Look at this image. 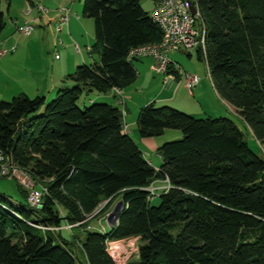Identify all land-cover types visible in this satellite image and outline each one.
Instances as JSON below:
<instances>
[{"label": "trees", "instance_id": "16d2710c", "mask_svg": "<svg viewBox=\"0 0 264 264\" xmlns=\"http://www.w3.org/2000/svg\"><path fill=\"white\" fill-rule=\"evenodd\" d=\"M3 1L8 11L10 0ZM194 2L205 29L204 55H196L263 157L230 118L149 104L137 115L140 138L182 135L158 148L155 170L123 131L122 111L87 102L93 93L131 85L137 74L129 51L160 42L162 33L140 0H83L82 17L94 26L90 56L98 61L76 67L65 78L73 86L49 102L0 100V151L46 189L33 210L28 191L0 176L16 182L21 198L13 205L0 196V264H115L107 242L128 238L138 239V254L126 264H264V0ZM4 28L0 0V34ZM159 180L169 189L150 199L147 188ZM115 198L116 225L87 230L103 202ZM77 233L84 260L75 250Z\"/></svg>", "mask_w": 264, "mask_h": 264}, {"label": "crops", "instance_id": "0c3cea01", "mask_svg": "<svg viewBox=\"0 0 264 264\" xmlns=\"http://www.w3.org/2000/svg\"><path fill=\"white\" fill-rule=\"evenodd\" d=\"M13 1L15 0H10V7L12 6ZM41 1L42 2L53 1V3L55 4V5L52 4L53 8L55 6L54 11L51 12L48 11L47 13L35 12L36 16L35 15L32 16L34 12H30L29 15H26L25 12H7L9 16H13V17H11L12 22L9 26H6L7 24L5 23V28L0 34V51L9 50L11 48H16V49L13 53L10 54L8 53L4 56H0V85H2V88H4V96H10V95L20 96L25 94L28 95L29 98H34L37 96H42L43 94L46 93L49 94V95L47 94V96H50L51 94H53V92H55V90H57L59 86L54 84L53 77L51 78L50 82L47 80L45 81V79L41 77L42 76L41 61H44L43 56L45 54L46 48L47 49L49 48L47 46L46 40L48 34H50V28H48L46 25L47 23H50L53 25V28H55V25L58 22V19L61 15L59 9L68 8L70 10L69 5L70 4L72 5L73 0H50V1L35 0V2H37L35 4L37 5ZM30 3L32 6H36L34 2L31 1ZM153 4L154 3L151 1V9L153 7ZM23 15L25 16V18H22L23 23H33L42 29L37 33L35 32V35H33L36 28L34 26V31L30 35V36L33 35V38L28 41L19 42L18 37L21 34L17 31V27H20L21 25L20 23H18L17 16L23 17ZM80 15L81 16L79 17L77 13L73 14L70 10L67 27L60 34H57L54 29V35L52 36V39L57 38L58 43L60 42L59 44H62L63 41H68V40L70 41V39L71 40L75 39L77 41L75 46L78 47V43L79 42L81 43L83 41L82 37H84V34L87 31L89 34V42H92L93 45L94 26L92 28L93 24L91 25L90 22L85 20L86 18H83L81 13ZM42 16L47 18L45 23L41 22ZM91 29H93L92 34L90 33ZM47 30H49V32H47ZM55 45L56 42L54 43V46ZM182 53H183L182 51H179L169 54V58L171 61L170 71L172 72L173 74L172 76L174 77L165 78L164 76L157 74L153 70V66L155 63L151 58L149 57L138 58L133 61V66L137 74V78L131 85L121 90L119 89L111 90L106 94L93 93L91 94V97L87 103L90 104L92 102H97V100H105L106 102H111L109 104L114 107L118 108V106H122L123 110L121 111L123 113V123H124L123 131L127 133L131 138H132L131 133L133 132L131 128H134V126H136L134 120L137 119V115L140 108L149 104H154L155 106L158 107L168 106L177 109L183 113L185 112L190 116H194V117L197 116V118H203V116H207L210 118L222 116L226 114L225 113L226 107H229V109H231L233 112L235 111L234 113L238 114V111L234 107L226 103L223 99H221L217 94V92L215 91L209 76V71L207 66L205 73L204 69H202V67H200L198 64L192 61H190V63L188 62L186 69L183 70L186 73H190L197 76L199 78V83L191 93H189L185 89L183 78L180 76H176L173 73L175 72L176 69L174 64H177V66H181L180 60L182 58H180V55ZM55 54H58L57 51L55 52ZM89 56H90V51H89ZM187 56L190 57L191 54H188ZM36 57L38 58L40 57V62L38 61V58L36 60ZM60 60L61 57L59 56V60L56 61H60ZM198 60L204 61V60H200L199 58ZM81 62H84V64H89L85 61V57L83 56H80V59L75 60V63L73 64L77 66L78 64L80 65ZM19 63H21V66L19 65ZM33 67H36V70L33 69ZM62 68L64 70L63 72L67 73L68 75L72 74L71 73L72 64L68 66L64 65L62 66ZM131 87H135V89ZM143 87L147 88L148 89L147 92L149 93L148 94L145 93L144 97H138L135 100L136 96L134 94V91L137 90L138 88L142 89ZM9 91L10 94H6ZM45 98L47 100V97ZM121 102H123V105L120 104ZM128 118L130 120L133 118V121L131 120V122L128 123L127 121ZM166 131L164 132V134L166 133ZM175 135L176 134H173V138H176ZM180 138L181 137H179V139ZM139 139L141 140V142L140 141L136 142L132 138V140L136 143V145L143 153L144 152L142 150L143 147L141 148L140 144H142L143 146V143H146L145 140L151 138H147V139L139 138ZM151 145L156 147V142H152ZM143 155L145 158L147 157V155H145L144 153ZM157 156L159 157L160 163L156 167H153L152 161H149L146 158L148 163L155 170H158L162 163V159L158 153ZM167 184L168 182L164 180L155 181V185L159 189L166 187ZM158 194H160V192H156V195Z\"/></svg>", "mask_w": 264, "mask_h": 264}, {"label": "rangeland", "instance_id": "374dc122", "mask_svg": "<svg viewBox=\"0 0 264 264\" xmlns=\"http://www.w3.org/2000/svg\"><path fill=\"white\" fill-rule=\"evenodd\" d=\"M29 1L34 2V4L37 3V2H35V0H29ZM4 2L5 1L1 0V10L4 14V20H5V23L7 24L6 26H9L11 24V22H12L11 17H13V16H9L7 14V12H26L27 8H28L27 0H15V1H13L12 6L9 8V11H7V4H6V2L5 3ZM140 3H141V6L147 12L150 11V9H151V1L150 0H140ZM52 4H54L53 1L52 2L51 1L50 2H46V1L42 2L41 1L37 5L39 7H44L46 10L51 12V11H54V9H55V6L53 8ZM82 7H83V0H73L72 5L71 4L69 5L71 12L73 14L77 13L79 15V17L81 16L80 13L82 12ZM31 12H34V14H32V16L33 15L36 16L35 12H38V11L36 10V8H32ZM17 18H18V23H20L21 26H24L25 23H23L22 18H25V16L24 15H23V17L17 16ZM46 19L47 18L42 16L41 22L45 23ZM85 20L90 22L91 25L93 24V21L91 19H85ZM20 25H18V26H20ZM31 25L36 27L33 35H35V32L37 33L42 29L33 23H31ZM46 26L48 28H50V34H48L47 40H46L47 46L49 48L48 49L46 48V50H45V54L43 56L44 61H41V65H42V67H41L42 68V76L41 77L44 78L45 81L47 80L49 82L51 81V78L53 77L54 84L59 85L57 90H55V92H53V94H51L50 96H47L48 93L42 95L43 97H47L46 102H49L52 99H54L57 91L60 88H65V87L71 88L73 86L70 81H64L65 76L68 74L63 72L64 70H63L62 66H64V65L68 66V65L72 64V68H71L72 72L71 73H73L75 71L76 67L84 64V62H81L80 65L78 64L77 66L75 64H73V63H75V60L80 59V56L85 57V61L89 64L98 61V56H96V55H92L91 57L89 56L88 50L91 49L92 42H89V34L87 31L85 32L84 37H82L83 41L81 43L80 42L78 43V48L80 49V52L76 54L74 46H75L77 41L75 39H72V40L70 39V41L69 40L63 41L62 44H59L57 41V38L52 39V36L54 35V29H55V28H53V25L50 23H47ZM92 28H93V25H92ZM47 32H49V30H47ZM90 33L91 34L93 33V29H91ZM33 35L29 36V37H25V36L20 35L18 37V41L19 42L28 41V40L33 38ZM55 42H56V45L54 46ZM90 43H91V46H90ZM56 51H57L58 55L61 57L60 61H56L54 59V55H55ZM187 55H188L187 53L183 52L180 55V58H182L180 60L181 66H177V64H174V66L176 68L178 67L182 72H185L183 69H186L188 62L190 63V61H192V62L198 64L200 67H202V69H204V71L206 73V66L207 65H206L205 61H199L197 56H196V53L191 54L190 57ZM37 58L38 57H36V60H37ZM38 61L40 62V57L38 58ZM19 65L21 66V63H19ZM33 69L36 70V67H33ZM63 73H65V74H63ZM63 75H64V77H63ZM60 76H61V78H60ZM61 81H62V83H61ZM60 84H61V86H60ZM131 88L135 89V87H131ZM147 91H148V89L144 88V87L142 89L138 88L137 90H135L134 91V94L136 96L135 100L138 97H144L145 93L146 94L149 93ZM6 94H10V91L7 92ZM23 95H25V94H23ZM20 96H22V95H20ZM25 96H28V95H25ZM3 97H6V98H3ZM14 97H19V96H12V95L4 96V88H2V85H0V100L10 101ZM85 98H87V97H85ZM81 100H83V99L81 98ZM95 103L109 104L111 102H106L105 100H97V102H95ZM118 108L120 110H123L122 106H118ZM234 112L231 109H229V107H226V111H225L226 114H224L222 116L212 117V118L225 117V118L232 119L236 123L238 128L241 130V132L243 133L244 139L247 142L248 147L252 151L257 153L258 155L263 157V153H262L263 148L259 145V143L256 141V139L253 137L249 128L242 121L240 116ZM135 116H134V118H135ZM206 117L207 116H203V118H206ZM195 118H197V116ZM131 120L133 121V118ZM131 120L128 118V120H127L128 123L131 122ZM134 122L136 123V119L134 120ZM131 129L133 131L131 133L132 138L136 142H139V141L141 142V140L139 139L140 137H139L136 126H134V128H131ZM173 134H176L175 135L176 138H173ZM179 137L182 138L180 131L168 130L162 136L145 140L146 143H143V146H142V144H140V147L141 148L143 147L142 150L144 151L143 153L145 155H147L146 158L149 161H152L153 167H156L160 163L159 157L157 156L158 148L166 142L177 141L179 139ZM152 142H156V147L151 145ZM144 146H146V147H144ZM14 178L16 179L17 183L20 186H22L24 189H26L28 192L31 190H39L41 188L42 189L44 188L42 186V184L34 182L26 172H21L20 175L14 177ZM168 186H169V184H167V187ZM147 189L153 190L154 192H160V193L162 192L161 189L156 187L155 182H153ZM0 196L6 198L7 201L13 205H17L21 202V198H20V196L17 192V189H16V182L12 179H1L0 178ZM118 203H120L119 198H115L111 203L103 202V204L98 209L101 212L96 217H94L88 221L87 230H97V231H101V232L107 231L108 228L111 227V225L108 222V216L113 211L115 206H117ZM153 203L154 204L157 203V199H155V201ZM70 228H72V227H70ZM41 229L45 231V228H41ZM46 230H50L52 232H58L59 231V229H55V228H49ZM74 234H76V233H74ZM77 236H79V239L76 240V242H75V244H76L75 250H76V253L78 254V257L81 260H84L82 257V254L80 252L81 251L80 250V240L83 238V235L81 233H77ZM128 240H132V241L128 243ZM120 242L122 243V245L125 248H128V252H129L128 257H127L128 261L137 257L138 240H136L135 238H130V239H122V240H120ZM129 246H133L132 250H130Z\"/></svg>", "mask_w": 264, "mask_h": 264}, {"label": "built area", "instance_id": "2783aa9c", "mask_svg": "<svg viewBox=\"0 0 264 264\" xmlns=\"http://www.w3.org/2000/svg\"><path fill=\"white\" fill-rule=\"evenodd\" d=\"M26 15H29L32 8H36L39 12L47 13L44 7L32 6L27 0ZM195 8V14H192L191 9ZM61 13L58 22L55 25V32L57 34L67 27L70 10L68 8L59 9ZM149 17L155 23L161 33L162 39L158 43L147 44L133 48L127 55V61H134L138 58L149 57L154 61L153 70L164 76L171 78V61L169 54L173 52H185L192 54L194 52H201L204 55L205 51V29L198 25L199 13L194 0H160L153 4L149 11ZM17 31L25 37L30 36L34 31V26L31 23H25L24 26L17 27ZM60 43V42H59ZM16 48L0 51V56L13 53ZM75 52L79 53L78 47H74ZM90 51V50H88ZM55 60H59V55H54ZM176 76H180L184 80L185 89L191 93L199 83V78L193 74L182 72L178 67L173 72ZM123 105V102L120 103ZM21 170L14 165L10 159L0 151V176L14 178L21 174ZM169 186L161 188L162 192L168 191ZM150 192V199L156 195V192L148 189ZM46 193L45 188L39 190H31L28 192L26 203L33 209L38 210L42 206V198ZM130 239V238H128ZM138 240L137 238H135ZM132 240H128V243ZM132 250L133 246H129ZM106 252L115 264H126L128 262V248H125L120 240L109 241L106 245ZM138 253V252H137Z\"/></svg>", "mask_w": 264, "mask_h": 264}, {"label": "water", "instance_id": "95a60500", "mask_svg": "<svg viewBox=\"0 0 264 264\" xmlns=\"http://www.w3.org/2000/svg\"><path fill=\"white\" fill-rule=\"evenodd\" d=\"M191 12L192 14H195L196 10L194 7H192ZM120 208H121V202L118 203L117 206H115L113 211L108 216V222L111 225V228L114 227L117 223Z\"/></svg>", "mask_w": 264, "mask_h": 264}]
</instances>
